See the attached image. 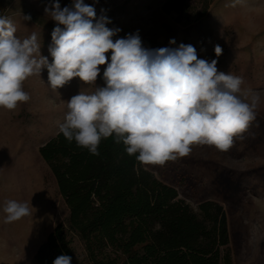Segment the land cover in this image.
I'll use <instances>...</instances> for the list:
<instances>
[{"label": "rangeland", "instance_id": "1", "mask_svg": "<svg viewBox=\"0 0 264 264\" xmlns=\"http://www.w3.org/2000/svg\"><path fill=\"white\" fill-rule=\"evenodd\" d=\"M165 0H85L97 15L104 10L121 29L113 40L139 32L145 47L179 43L196 47L198 58L217 60L220 71L244 80L243 89L260 97L256 118L228 151L214 146L193 145L185 157L164 165H143L159 181L172 186L179 200L196 210L213 201L222 206L229 233L225 248L231 264H264V0H188L195 13L207 6L198 22L184 24L177 15L164 14ZM61 7L72 0H59ZM49 0H0V16L16 26L21 40L37 33L41 54L48 56L51 31L56 26L44 12ZM30 15V20H24ZM222 53L217 57L214 46ZM110 58L111 51L105 54ZM95 84L72 78L53 90L47 84V69L23 82L30 100L9 111L0 108V264H35L37 248L59 224H66L68 211L55 180L39 155V148L54 137L67 112V101L81 92L103 86L105 65ZM7 200L27 202L31 215L12 223L4 220ZM74 252L85 263L86 253L77 237Z\"/></svg>", "mask_w": 264, "mask_h": 264}, {"label": "clouds", "instance_id": "2", "mask_svg": "<svg viewBox=\"0 0 264 264\" xmlns=\"http://www.w3.org/2000/svg\"><path fill=\"white\" fill-rule=\"evenodd\" d=\"M44 12L56 22L51 62L41 54L37 33L21 40L12 20L0 16V108L12 111L28 102L23 82L41 76L43 69L56 90L72 78L95 84L99 66L106 64L103 86L73 95L57 131L92 155H99L102 139L109 137L143 165L175 161L189 155L193 145L226 152L256 118L260 97L243 89L241 76L218 70L216 59L198 58L192 44L177 45L172 38L169 46L149 48L138 31L113 40L121 29L108 27L104 10L98 16L85 0L64 7L49 0ZM214 53H222L218 44ZM3 212L6 223L32 214L27 202L16 200H7ZM71 262L61 254L53 264Z\"/></svg>", "mask_w": 264, "mask_h": 264}, {"label": "trees", "instance_id": "3", "mask_svg": "<svg viewBox=\"0 0 264 264\" xmlns=\"http://www.w3.org/2000/svg\"><path fill=\"white\" fill-rule=\"evenodd\" d=\"M164 14L198 22L188 0H165ZM68 217L37 248L35 264H53L61 254L71 264H231L227 220L221 205L206 201L194 210L176 189L159 181L129 156L122 143L102 139L99 155L56 134L39 148ZM77 237L86 253L79 261Z\"/></svg>", "mask_w": 264, "mask_h": 264}]
</instances>
